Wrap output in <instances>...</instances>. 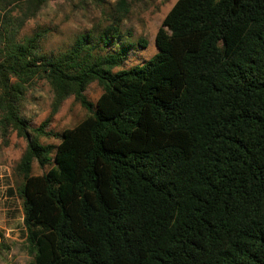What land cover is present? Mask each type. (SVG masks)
Instances as JSON below:
<instances>
[{
    "label": "trees",
    "instance_id": "16d2710c",
    "mask_svg": "<svg viewBox=\"0 0 264 264\" xmlns=\"http://www.w3.org/2000/svg\"><path fill=\"white\" fill-rule=\"evenodd\" d=\"M50 1L0 0V136L26 141L27 264H264V0H177L131 68L134 44L110 45L136 0L116 1L97 40L45 53L41 32L17 34ZM36 80L49 118L70 97L87 112L56 144L21 115Z\"/></svg>",
    "mask_w": 264,
    "mask_h": 264
},
{
    "label": "rangeland",
    "instance_id": "374dc122",
    "mask_svg": "<svg viewBox=\"0 0 264 264\" xmlns=\"http://www.w3.org/2000/svg\"><path fill=\"white\" fill-rule=\"evenodd\" d=\"M117 0H54L45 5L38 14L27 19L18 29L17 39L31 36L35 32L42 33V49L45 53H57L68 49L78 34L92 31L99 34L111 23L114 15V4ZM177 0H136L132 1L123 21L120 22L119 32L116 34L115 44L127 46L133 43L134 47L128 50L123 68L141 65L145 60L156 54L154 44L155 34L165 15ZM17 17L18 11H13ZM98 35L95 36L97 40ZM144 40L146 46L138 44ZM101 88L97 83H91L86 96L95 102ZM52 91L44 80H36L28 89L25 100L21 105V115L32 128L39 127L47 121L46 131L51 132L49 137H41L42 144H56L54 134L71 128L82 121L86 110L72 97L61 106L58 113L49 118ZM26 147L24 138L15 133L9 136L5 145L0 136V234L9 250L0 256V264H27L31 256L25 247V230L23 226L22 199L18 195L20 179L14 168ZM41 170L36 163L33 165V174L40 175Z\"/></svg>",
    "mask_w": 264,
    "mask_h": 264
}]
</instances>
